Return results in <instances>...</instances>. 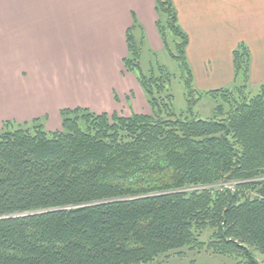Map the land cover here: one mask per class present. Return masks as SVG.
Returning <instances> with one entry per match:
<instances>
[{
	"label": "trees",
	"instance_id": "1",
	"mask_svg": "<svg viewBox=\"0 0 264 264\" xmlns=\"http://www.w3.org/2000/svg\"><path fill=\"white\" fill-rule=\"evenodd\" d=\"M155 1L187 110H175L166 67L143 70L144 36L131 29L123 66L138 72L151 114L65 109L62 130L52 133L39 121L18 129L5 122L0 264H152L203 247L198 235L208 229L214 254L259 264L253 251L264 254V85L249 93L251 53L241 44L233 53L235 86L198 92L174 0ZM205 96L218 103L212 119L195 113Z\"/></svg>",
	"mask_w": 264,
	"mask_h": 264
},
{
	"label": "crops",
	"instance_id": "2",
	"mask_svg": "<svg viewBox=\"0 0 264 264\" xmlns=\"http://www.w3.org/2000/svg\"><path fill=\"white\" fill-rule=\"evenodd\" d=\"M174 6L189 37L187 58L198 92L235 86L233 53L241 44L251 53L249 88L264 85V0H174ZM157 22L155 0H0V129L5 122L39 121L46 132L61 131V112L71 108L72 95L63 94L65 78L57 69H75L70 74L76 77L79 54H89L93 64L91 54L103 53L114 71L96 85L127 79L128 31L144 36L143 47L163 50ZM101 92L89 104L98 111L115 94Z\"/></svg>",
	"mask_w": 264,
	"mask_h": 264
},
{
	"label": "rangeland",
	"instance_id": "3",
	"mask_svg": "<svg viewBox=\"0 0 264 264\" xmlns=\"http://www.w3.org/2000/svg\"><path fill=\"white\" fill-rule=\"evenodd\" d=\"M173 37L169 34V44L172 48H175L173 43ZM146 45V44H145ZM109 54L103 53H95L91 54L93 58L95 57V61L92 64L90 62V57L88 54V59L86 58V54H79V65H82V68L78 69L77 75L75 74L71 76L70 72L75 71V69H57L58 74L65 78L62 85V92L63 94L72 95L70 109H86L89 112L94 114H115V107H111L113 103H111V99L109 102L104 101L103 106L104 109L96 110L95 108L89 106L90 103H95V99L93 98L96 95H101L103 91L105 94V90L109 91L113 94L114 97L112 98L116 106L120 109L118 111L119 116L121 117H130L135 114H151V109L148 104V96L144 89L141 87L144 95L139 91L137 88V84H135L134 77L138 80V72L129 73L127 79H115L114 81L110 80L109 85L97 86L96 82H101L103 79V75L109 70L110 72L114 71V63H109L107 65V56ZM88 62V63H87ZM159 63L161 66L167 68V70L173 75V80L171 84V92L174 96V107L175 110L179 113L185 112L187 110V103L185 99V85L183 80L181 79V70L177 62L173 61L167 51L163 50H156L155 52L152 51L148 46H144L142 48V67L143 70L147 73L149 72L151 66H156ZM96 65V67L92 66ZM88 66V67H87ZM75 73V72H74ZM96 73H99L97 75ZM82 75L84 77H82ZM110 76L115 77L112 73H109ZM133 76V77H132ZM71 79V80H70ZM99 79V80H98ZM71 81V87H70ZM139 81V80H138ZM137 81V82H138ZM93 83V84H92ZM140 84V83H139ZM141 86V85H140ZM196 90L197 85L194 84ZM257 86H253L249 88V93L252 95H257L259 93ZM115 91V92H114ZM133 91V92H131ZM202 91V90H201ZM127 93L130 95L128 96ZM126 94V95H125ZM119 96V99H118ZM134 96H136L134 98ZM146 97V101L145 98ZM84 103L83 105H81ZM81 105V106H80ZM136 106V107H135ZM218 103L210 97H203L200 103L195 108V113L197 117L201 119H212L217 116L216 114V107ZM110 109L106 111L107 109ZM41 123V122H40ZM14 124V123H13ZM83 125V124H82ZM14 129H18L20 126L14 124ZM62 130V127H61ZM229 185L223 184L218 185L217 187ZM209 189V187H198V189ZM189 190H196V188H191ZM213 230L208 229L205 232L198 235V242L203 244V247L196 246L186 247L179 251L173 252L168 254L167 256H162L157 259L152 264H246L242 261V259H234L229 256H222L216 255L212 251L207 248V245L212 240ZM253 254L255 259L259 264H264V254L259 252L258 250H254Z\"/></svg>",
	"mask_w": 264,
	"mask_h": 264
}]
</instances>
